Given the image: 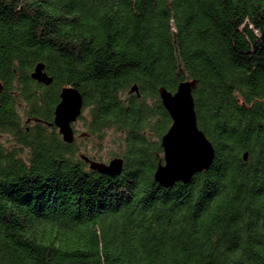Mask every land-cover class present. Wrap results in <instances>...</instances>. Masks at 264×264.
<instances>
[{
  "label": "trees",
  "instance_id": "1",
  "mask_svg": "<svg viewBox=\"0 0 264 264\" xmlns=\"http://www.w3.org/2000/svg\"><path fill=\"white\" fill-rule=\"evenodd\" d=\"M184 82L215 159L164 188L159 90ZM0 84V264H264V0H0ZM64 88L71 145L50 126ZM109 132L116 178L79 147Z\"/></svg>",
  "mask_w": 264,
  "mask_h": 264
},
{
  "label": "water",
  "instance_id": "2",
  "mask_svg": "<svg viewBox=\"0 0 264 264\" xmlns=\"http://www.w3.org/2000/svg\"><path fill=\"white\" fill-rule=\"evenodd\" d=\"M44 64H38L32 74L33 80L39 84L50 86L53 78L45 71ZM196 82H184L178 87L175 94L166 89L159 90L160 99L172 119V126L161 140L164 157L154 174L155 182L164 188H171L176 183L188 184L196 174L210 170L215 159L213 145L198 127L195 111L193 91ZM0 90H2L0 84ZM131 94L139 95L138 86L131 89ZM84 109L83 96L74 88H64L61 92V101L55 110L53 124L59 130L66 144L75 142L73 125L82 116ZM248 154L244 159L247 160ZM90 170L102 176L119 177L124 171V160L114 158L109 163L91 160L81 155Z\"/></svg>",
  "mask_w": 264,
  "mask_h": 264
},
{
  "label": "rangeland",
  "instance_id": "3",
  "mask_svg": "<svg viewBox=\"0 0 264 264\" xmlns=\"http://www.w3.org/2000/svg\"><path fill=\"white\" fill-rule=\"evenodd\" d=\"M75 129H76V132L79 133V135L75 136V138L78 137V139H79L81 137L80 136L81 133L85 131V122L79 120L75 125ZM10 138H12V137H10ZM105 140L106 141H104V143H103V148L100 149L99 152H98V150L97 151L93 150V147H94L93 142H95V139H92V140L87 141V142L82 141V140L79 141V147L82 151L81 154L86 155L87 153H89L93 156L100 157L101 162L108 163L113 158L112 157L113 155L120 154L121 148L118 146L119 136L115 135L113 132H109L108 138H106ZM12 142H13V140H12ZM12 142L0 140V146H2V148L4 147L5 149H14L13 147H16L17 145H15ZM17 149H19V147H17ZM96 153H98V155H96ZM163 157H164V155H163Z\"/></svg>",
  "mask_w": 264,
  "mask_h": 264
},
{
  "label": "flooded vegetation",
  "instance_id": "4",
  "mask_svg": "<svg viewBox=\"0 0 264 264\" xmlns=\"http://www.w3.org/2000/svg\"><path fill=\"white\" fill-rule=\"evenodd\" d=\"M45 86H46V85H45ZM50 86H51V85H50ZM47 87H48V86H47ZM0 91H2V90H0ZM60 99H61V98H60ZM78 121H79V120H78ZM78 121H77V122H78ZM37 122H38V121H37ZM75 125H76V123L73 125L74 132H76ZM54 127H55V126H54ZM55 128H56V127H55ZM56 129H57V128H56ZM57 131H58V133H59V130H58V129H57ZM59 135H60V134H59ZM60 136H61V135H60ZM75 136H77L76 133H75ZM75 140H76V138H75ZM116 158H119V157H116ZM112 159H114V158H112ZM112 159H111V160H112ZM122 159H123V158H122ZM111 160H110V161H111ZM123 160H124V159H123ZM110 161H109V162H110ZM109 162H108V163H109ZM124 163H125V162H124ZM124 165H125V164H124Z\"/></svg>",
  "mask_w": 264,
  "mask_h": 264
}]
</instances>
